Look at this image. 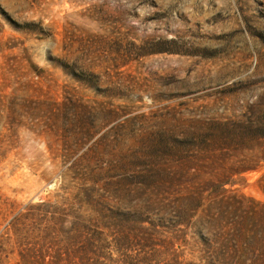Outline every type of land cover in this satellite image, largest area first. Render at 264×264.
Listing matches in <instances>:
<instances>
[{
    "label": "rangeland",
    "instance_id": "374dc122",
    "mask_svg": "<svg viewBox=\"0 0 264 264\" xmlns=\"http://www.w3.org/2000/svg\"><path fill=\"white\" fill-rule=\"evenodd\" d=\"M221 122L247 128L202 174ZM263 129L264 0H0V264H264ZM146 179L160 209L92 220L89 187L125 212Z\"/></svg>",
    "mask_w": 264,
    "mask_h": 264
},
{
    "label": "trees",
    "instance_id": "16d2710c",
    "mask_svg": "<svg viewBox=\"0 0 264 264\" xmlns=\"http://www.w3.org/2000/svg\"><path fill=\"white\" fill-rule=\"evenodd\" d=\"M217 126L218 130L216 133H212L207 137H202L203 143L200 147V164L198 165L202 174L206 172L211 173L210 169L214 163V158L218 157L216 156V153H221V155L226 154V151H228L233 139L236 136L242 139L244 136V131L241 130H245L247 128L241 122L235 125L238 127L237 132H235V130L231 131L226 122L217 123ZM246 169L248 168H245L244 170ZM89 179L97 182L93 176H90ZM181 183L184 190H182V192L172 200V204H169V209L166 210V212H173V216L171 217L175 224L188 226L192 222H197V219L199 218L196 216L198 211L203 207V194L208 190L214 189L216 191L218 186H223L224 184L228 183V181L215 179L214 176H208L206 178L196 177L193 180L182 179ZM136 184L148 188L149 192L145 191L141 194H138L139 198H137V204H135V206H138V208L132 211L127 209L125 212L121 211V206L118 202L119 196L116 194V192L111 190L112 192L100 195L95 193L93 187H89V199L87 205L90 214L95 217H91L92 220L94 222L103 223V225L108 226L113 224V221H115L118 216L140 214V212L143 211L141 210L142 206L152 210L157 207L159 208L161 198L160 195L155 191V187L158 186L160 182L157 180L147 182L146 179L138 180L136 181ZM209 204H211V202ZM193 219L194 221H192Z\"/></svg>",
    "mask_w": 264,
    "mask_h": 264
}]
</instances>
